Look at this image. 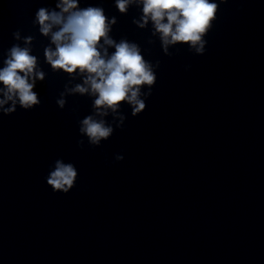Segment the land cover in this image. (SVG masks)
I'll use <instances>...</instances> for the list:
<instances>
[{
    "label": "clouds",
    "instance_id": "1",
    "mask_svg": "<svg viewBox=\"0 0 264 264\" xmlns=\"http://www.w3.org/2000/svg\"><path fill=\"white\" fill-rule=\"evenodd\" d=\"M225 0H219L223 3ZM130 3L142 5L141 21H134L139 27H145L149 20L153 23L155 33L160 34L166 55L169 45H187L189 51L203 55L207 41L205 36L213 27V22L219 12V3L215 0H116V7L121 13H126ZM60 12H49L40 8L36 19L40 25V32L44 36L51 33V42L55 50L46 48L44 55L53 70H63L68 74L87 73L83 84H77L71 93L81 95L91 92L96 96L94 108L96 115L107 116L108 110L114 114V124L105 120H97L88 115L79 121V133L87 137L92 146H99L108 140L115 128H122L126 116L121 112V106L127 104L131 108L133 117L146 109V99L151 96V89L156 83V73L152 64L147 61L135 43L121 40L116 43L109 37L111 31L109 18L101 7L78 6V0H60L56 5ZM65 14H67L65 16ZM112 18L111 24H115ZM53 26L58 30L52 31ZM19 39V33H14ZM115 48L109 56L107 49L101 51L100 42ZM32 37H27L30 43ZM0 68V113L9 115L19 107L31 110L41 104L39 94L33 89L36 80L43 81L45 74L37 71V57L30 54L28 48L13 45ZM159 61L156 67H159ZM85 85L90 86L85 87ZM148 91H142L144 87ZM65 93H61L63 97ZM11 102L10 107H4ZM63 109L66 100L56 101ZM103 109V111H100ZM84 141H78L83 147ZM123 155L117 154L116 161H122ZM78 171L71 164L61 160L55 162L54 170L50 171L46 183L53 192L67 194L76 183Z\"/></svg>",
    "mask_w": 264,
    "mask_h": 264
}]
</instances>
